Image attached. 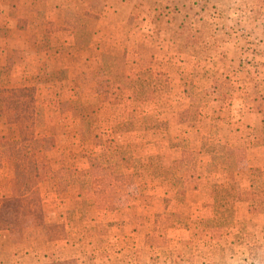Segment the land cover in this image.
<instances>
[{
    "label": "rangeland",
    "instance_id": "1",
    "mask_svg": "<svg viewBox=\"0 0 264 264\" xmlns=\"http://www.w3.org/2000/svg\"><path fill=\"white\" fill-rule=\"evenodd\" d=\"M106 1L0 0V264H264V0Z\"/></svg>",
    "mask_w": 264,
    "mask_h": 264
},
{
    "label": "crops",
    "instance_id": "2",
    "mask_svg": "<svg viewBox=\"0 0 264 264\" xmlns=\"http://www.w3.org/2000/svg\"><path fill=\"white\" fill-rule=\"evenodd\" d=\"M78 1H82V0H78ZM141 1H146V3H147V0H138V2H141ZM148 1H150V0H148ZM152 1L154 3H156V2H159L161 0H152ZM106 2H107L106 10H105L104 14L101 16L102 18H100V21H99V24H98L97 32L99 34H101L100 30L102 28V23H103V19L104 18H109L110 19L109 21L111 23L112 22H114V23L115 22L116 23L119 22L117 18L121 16V9H120V7H118V4H119V2H122L123 3L124 1L123 0H107ZM64 8L65 7H62L61 5L56 6L54 11H51V12L48 11L47 12V18L50 19L51 21L56 22L57 24H62V21H64V15H65L64 14ZM67 9H69V8H67ZM153 10H154V12L156 11L153 8L152 9H147V10L146 9L144 10V9H141V8L138 9V11H143L142 12L143 16H144V14L145 15L148 14L147 17H151V15L153 16V13H152ZM140 17H142V15ZM11 18L12 17L9 16L7 13H0V22L6 24L5 26L7 27L6 33H8V34L14 33L13 36H16L17 33L18 34L24 33V34H27L28 35V31H19L16 28V21H14L13 18H12L13 19L12 20ZM1 29H2V27L0 26V31L2 32ZM55 34L56 35H54V38L56 40V43L55 44H57L56 45L57 51H55L53 48L52 49L55 51L54 52V55L55 56H61V51L63 50V48L65 50V49H68L69 47H71L72 41H68L67 43L65 42L66 41V37H65L66 34H65V32H57ZM0 38H1V35H0ZM52 38H53V36H52ZM112 42L114 43V46L117 45V41L112 40ZM29 44L31 46L34 45V48L36 47V44L33 43V42H30V41H29V43L24 42L22 45L23 46H28ZM52 44H53L52 46H54L53 41H52ZM59 48H61L62 50L59 49ZM100 48L102 49L103 46H100ZM37 53H38L37 54L38 55V58H40V60H42L41 62H45V58L48 57V56H50V54H47V53H41V52H37ZM23 57H24V59H27L29 56L27 55V53H24L23 54ZM45 64H46V62L44 64L41 63V65H40L41 68L42 67H45Z\"/></svg>",
    "mask_w": 264,
    "mask_h": 264
}]
</instances>
